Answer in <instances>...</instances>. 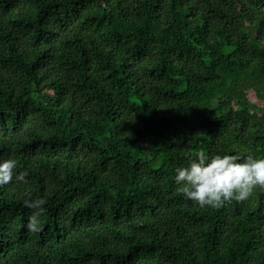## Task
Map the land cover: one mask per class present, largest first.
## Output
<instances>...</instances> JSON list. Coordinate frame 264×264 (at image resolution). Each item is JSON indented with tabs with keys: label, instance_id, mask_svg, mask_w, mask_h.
I'll return each instance as SVG.
<instances>
[{
	"label": "trees",
	"instance_id": "1",
	"mask_svg": "<svg viewBox=\"0 0 264 264\" xmlns=\"http://www.w3.org/2000/svg\"><path fill=\"white\" fill-rule=\"evenodd\" d=\"M200 152L264 157V0H0V264H264V188L186 200Z\"/></svg>",
	"mask_w": 264,
	"mask_h": 264
},
{
	"label": "clouds",
	"instance_id": "2",
	"mask_svg": "<svg viewBox=\"0 0 264 264\" xmlns=\"http://www.w3.org/2000/svg\"><path fill=\"white\" fill-rule=\"evenodd\" d=\"M16 169V160H0V186L14 178L24 179L27 173H17ZM174 180L181 185L180 191L186 200L201 206L217 207L230 199L242 201L255 188H264V157L257 158L251 152L243 156L227 153L209 156L200 152L186 166L175 168Z\"/></svg>",
	"mask_w": 264,
	"mask_h": 264
},
{
	"label": "rangeland",
	"instance_id": "3",
	"mask_svg": "<svg viewBox=\"0 0 264 264\" xmlns=\"http://www.w3.org/2000/svg\"><path fill=\"white\" fill-rule=\"evenodd\" d=\"M250 97L252 100H256V95L253 92L250 93Z\"/></svg>",
	"mask_w": 264,
	"mask_h": 264
}]
</instances>
